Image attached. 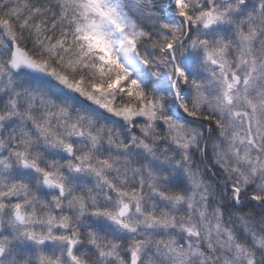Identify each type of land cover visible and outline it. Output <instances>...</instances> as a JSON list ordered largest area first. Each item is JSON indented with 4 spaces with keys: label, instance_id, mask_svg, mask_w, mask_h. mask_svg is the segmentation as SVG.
Listing matches in <instances>:
<instances>
[{
    "label": "snow or ice",
    "instance_id": "snow-or-ice-1",
    "mask_svg": "<svg viewBox=\"0 0 264 264\" xmlns=\"http://www.w3.org/2000/svg\"><path fill=\"white\" fill-rule=\"evenodd\" d=\"M0 264H264V0H0Z\"/></svg>",
    "mask_w": 264,
    "mask_h": 264
}]
</instances>
